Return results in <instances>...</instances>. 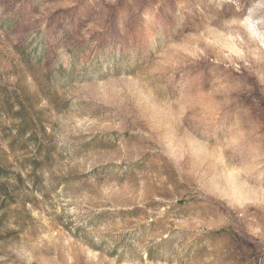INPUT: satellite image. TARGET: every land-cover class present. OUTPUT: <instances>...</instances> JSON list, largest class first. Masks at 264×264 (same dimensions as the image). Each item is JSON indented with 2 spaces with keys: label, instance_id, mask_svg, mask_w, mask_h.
Masks as SVG:
<instances>
[{
  "label": "rangeland",
  "instance_id": "obj_1",
  "mask_svg": "<svg viewBox=\"0 0 264 264\" xmlns=\"http://www.w3.org/2000/svg\"><path fill=\"white\" fill-rule=\"evenodd\" d=\"M0 264H264V0H0Z\"/></svg>",
  "mask_w": 264,
  "mask_h": 264
}]
</instances>
